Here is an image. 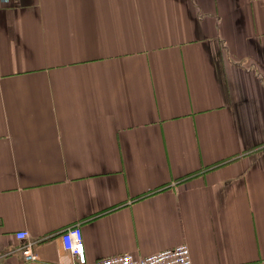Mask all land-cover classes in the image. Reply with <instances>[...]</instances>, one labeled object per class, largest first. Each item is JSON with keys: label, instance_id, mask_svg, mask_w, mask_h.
<instances>
[{"label": "crops", "instance_id": "0c3cea01", "mask_svg": "<svg viewBox=\"0 0 264 264\" xmlns=\"http://www.w3.org/2000/svg\"><path fill=\"white\" fill-rule=\"evenodd\" d=\"M183 242L264 264V0H0V264Z\"/></svg>", "mask_w": 264, "mask_h": 264}, {"label": "built area", "instance_id": "2783aa9c", "mask_svg": "<svg viewBox=\"0 0 264 264\" xmlns=\"http://www.w3.org/2000/svg\"><path fill=\"white\" fill-rule=\"evenodd\" d=\"M28 231H17L18 238H25ZM62 244L80 263L87 262L84 234L81 225H71L61 231ZM25 255H31L29 247L23 249ZM93 264H193L192 253L188 243L183 242L158 252L137 256L132 252L118 253L102 257Z\"/></svg>", "mask_w": 264, "mask_h": 264}]
</instances>
